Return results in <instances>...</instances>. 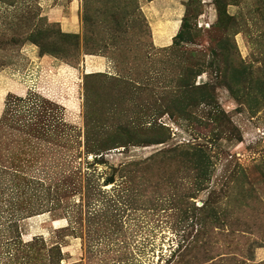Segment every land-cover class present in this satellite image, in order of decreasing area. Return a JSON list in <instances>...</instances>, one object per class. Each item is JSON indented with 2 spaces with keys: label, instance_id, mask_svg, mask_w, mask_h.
Instances as JSON below:
<instances>
[{
  "label": "rangeland",
  "instance_id": "1",
  "mask_svg": "<svg viewBox=\"0 0 264 264\" xmlns=\"http://www.w3.org/2000/svg\"><path fill=\"white\" fill-rule=\"evenodd\" d=\"M0 264H264V0H0Z\"/></svg>",
  "mask_w": 264,
  "mask_h": 264
},
{
  "label": "bare ground",
  "instance_id": "2",
  "mask_svg": "<svg viewBox=\"0 0 264 264\" xmlns=\"http://www.w3.org/2000/svg\"><path fill=\"white\" fill-rule=\"evenodd\" d=\"M165 29H169V33H164L163 31H162V29H161V33H160V36L158 37V39L159 40H162V41H164V40H167L168 38H169V36L171 35V34H173L174 32H175V30H176V28H175V25H174V23H172L171 22V26L168 28L167 27V25H166V23H165V27H164ZM32 51V50H31ZM30 52V51H29ZM31 55V54H30ZM100 65H102L101 64V61H100V63L98 62V66H100ZM36 67V66H35ZM90 69V68H89Z\"/></svg>",
  "mask_w": 264,
  "mask_h": 264
},
{
  "label": "trees",
  "instance_id": "3",
  "mask_svg": "<svg viewBox=\"0 0 264 264\" xmlns=\"http://www.w3.org/2000/svg\"><path fill=\"white\" fill-rule=\"evenodd\" d=\"M175 39L181 38V33H178L177 35L174 36Z\"/></svg>",
  "mask_w": 264,
  "mask_h": 264
}]
</instances>
